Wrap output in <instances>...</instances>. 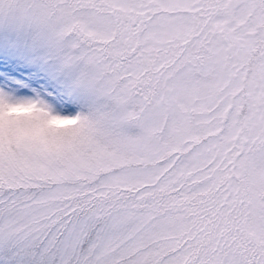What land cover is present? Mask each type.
I'll use <instances>...</instances> for the list:
<instances>
[{"label":"snow or ice","instance_id":"6c2138e0","mask_svg":"<svg viewBox=\"0 0 264 264\" xmlns=\"http://www.w3.org/2000/svg\"><path fill=\"white\" fill-rule=\"evenodd\" d=\"M0 28V264H264V0H0Z\"/></svg>","mask_w":264,"mask_h":264},{"label":"rangeland","instance_id":"374dc122","mask_svg":"<svg viewBox=\"0 0 264 264\" xmlns=\"http://www.w3.org/2000/svg\"><path fill=\"white\" fill-rule=\"evenodd\" d=\"M8 35V33L3 29V28H0V38H4ZM38 79H46V76L44 75H40L37 77ZM29 91H33V88L29 87Z\"/></svg>","mask_w":264,"mask_h":264},{"label":"trees","instance_id":"16d2710c","mask_svg":"<svg viewBox=\"0 0 264 264\" xmlns=\"http://www.w3.org/2000/svg\"><path fill=\"white\" fill-rule=\"evenodd\" d=\"M43 88H44V85H40V86H39V89H35V88H33V91H34V92H36V91H41V90H43Z\"/></svg>","mask_w":264,"mask_h":264}]
</instances>
